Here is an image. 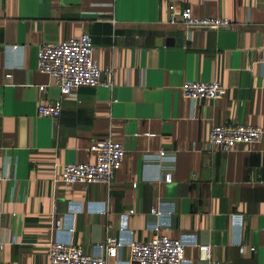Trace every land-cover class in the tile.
<instances>
[{"label": "crops", "instance_id": "crops-1", "mask_svg": "<svg viewBox=\"0 0 264 264\" xmlns=\"http://www.w3.org/2000/svg\"><path fill=\"white\" fill-rule=\"evenodd\" d=\"M186 8L233 26L186 30L171 21ZM82 34L112 85L61 96L38 50ZM185 82L226 94L192 102ZM57 100L56 121L37 116ZM227 123L264 130V0H0V264H47L53 243L102 257L107 236L123 244L108 264H134L127 244L155 225L183 242L182 264H205L198 244L215 264H264V138L221 154L208 136ZM107 137L125 150L113 185L65 186L61 166L93 164Z\"/></svg>", "mask_w": 264, "mask_h": 264}, {"label": "built area", "instance_id": "built-area-1", "mask_svg": "<svg viewBox=\"0 0 264 264\" xmlns=\"http://www.w3.org/2000/svg\"><path fill=\"white\" fill-rule=\"evenodd\" d=\"M179 18L186 30H229L232 24L221 18H196L188 8L172 14L171 21ZM20 51L22 48H18ZM92 38L82 34L75 39L64 40L60 44H44L37 54V71L52 79L61 96H71L81 87H110L112 79L109 73L103 76L94 60ZM42 90V89H41ZM181 94L189 101L218 100L226 94V88L220 82H185L180 87ZM61 113L60 100L49 104H40L37 116L57 120ZM264 138V130L257 127L227 123L212 126L208 136V144L221 154H228L237 144L255 145ZM95 155L93 164H65L59 171V179L65 186L103 185L110 188L114 183L115 173L120 170L125 156L121 143L112 141L109 137L96 141L90 149ZM164 153L158 155L163 158ZM165 183L172 180V169L160 174ZM261 184L264 186V179ZM135 187V185H133ZM150 216L158 218L162 212L153 208ZM2 215L0 213V223ZM57 229L61 228L59 221L55 222ZM120 228V232L125 230ZM160 228L155 225L152 235L146 242H130L127 244L129 263L134 264H182L185 246L179 239H170L159 234ZM123 244L113 236L105 240V252L102 257H92L85 254L80 246L68 243H53L48 247L47 264H108V259L116 258ZM242 250L243 246L238 242ZM199 261L205 264H215L210 260L211 247L198 244Z\"/></svg>", "mask_w": 264, "mask_h": 264}]
</instances>
